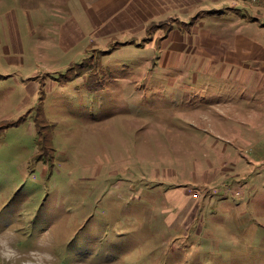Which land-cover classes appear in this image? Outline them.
<instances>
[{
	"label": "rangeland",
	"instance_id": "1",
	"mask_svg": "<svg viewBox=\"0 0 264 264\" xmlns=\"http://www.w3.org/2000/svg\"><path fill=\"white\" fill-rule=\"evenodd\" d=\"M34 2L17 35L0 30V246L15 264H264L259 109L227 104L254 87L210 81L189 51L165 67L164 22L191 27L159 3L91 20L81 0Z\"/></svg>",
	"mask_w": 264,
	"mask_h": 264
},
{
	"label": "crops",
	"instance_id": "2",
	"mask_svg": "<svg viewBox=\"0 0 264 264\" xmlns=\"http://www.w3.org/2000/svg\"><path fill=\"white\" fill-rule=\"evenodd\" d=\"M15 1V0H13ZM90 5L89 10L93 15L87 17L91 20L98 18L99 13L112 12L120 18L123 8L142 3L144 10L150 14L154 4L159 3V15L171 18L175 23L190 25V30L181 27H167L164 22L161 49L166 55L162 60L165 67H181L187 62L180 52H191L192 67H196L203 77L219 83L225 81L230 84L244 85V88L254 87L255 95L245 94L238 99H228L227 104L232 114L242 116L243 110H236L243 100L249 101L248 107L259 109V132H264V0H81ZM19 2V1H18ZM10 0H0V30H9L17 35L19 15L25 13L23 3L30 4L26 11L35 14L38 3L34 0L15 1L9 7ZM18 4V7L16 6ZM186 6V7H185ZM19 8V10H17ZM132 11L131 7L129 8ZM158 11L155 9L153 12ZM247 11L250 14H242ZM129 12V11H128ZM228 13L224 18L215 19L216 13ZM177 13H181V16ZM127 17V16H126ZM131 16L127 17L130 18ZM185 17V18H184ZM191 20V21H184ZM190 23V24H189ZM78 28H83L78 24ZM1 43V40H0ZM6 51H10L7 44L3 43ZM175 55L174 57L171 55ZM167 62H170L168 64ZM175 62V63H174ZM256 101L258 103H256ZM243 103V102H242ZM256 103V104H255ZM236 110L235 112L233 111Z\"/></svg>",
	"mask_w": 264,
	"mask_h": 264
},
{
	"label": "clouds",
	"instance_id": "3",
	"mask_svg": "<svg viewBox=\"0 0 264 264\" xmlns=\"http://www.w3.org/2000/svg\"><path fill=\"white\" fill-rule=\"evenodd\" d=\"M29 257H35L37 255L36 250H32L27 253ZM41 259L39 260L38 264H57V258L50 252H42L39 253ZM21 253H19L16 249L12 248L8 245L0 246V258L7 260L9 264H15V261L20 258ZM24 264H37V262L32 260H27Z\"/></svg>",
	"mask_w": 264,
	"mask_h": 264
},
{
	"label": "bare ground",
	"instance_id": "4",
	"mask_svg": "<svg viewBox=\"0 0 264 264\" xmlns=\"http://www.w3.org/2000/svg\"><path fill=\"white\" fill-rule=\"evenodd\" d=\"M7 232H9V231H7ZM5 234H6V233H5ZM0 235H1V234H0ZM0 237H1V236H0ZM8 239H9V238H8ZM8 239H7V240H8ZM10 239H11V238H10ZM5 240H6V239H5ZM9 241H11V240H9ZM6 244H7V242H6ZM8 245L10 246V244H8Z\"/></svg>",
	"mask_w": 264,
	"mask_h": 264
},
{
	"label": "trees",
	"instance_id": "5",
	"mask_svg": "<svg viewBox=\"0 0 264 264\" xmlns=\"http://www.w3.org/2000/svg\"><path fill=\"white\" fill-rule=\"evenodd\" d=\"M190 255V254H189Z\"/></svg>",
	"mask_w": 264,
	"mask_h": 264
}]
</instances>
